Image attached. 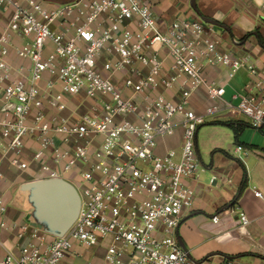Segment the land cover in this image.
<instances>
[{
  "label": "built area",
  "instance_id": "2783aa9c",
  "mask_svg": "<svg viewBox=\"0 0 264 264\" xmlns=\"http://www.w3.org/2000/svg\"><path fill=\"white\" fill-rule=\"evenodd\" d=\"M253 1L264 11V0ZM216 27L185 17L161 31L145 0H0V187L6 161L20 172L37 164L40 179L74 172L81 198L61 236L17 225L19 254L0 264H75L86 255V264H194L177 230L194 205L199 127L224 109L264 125V70L248 53L221 51ZM219 66L228 79L248 72L237 104L225 98L226 82L207 75ZM200 89L209 101L201 112L191 106ZM177 126L180 147L158 154ZM7 210L0 194L3 230L14 228ZM240 221L249 223L244 212Z\"/></svg>",
  "mask_w": 264,
  "mask_h": 264
},
{
  "label": "crops",
  "instance_id": "0c3cea01",
  "mask_svg": "<svg viewBox=\"0 0 264 264\" xmlns=\"http://www.w3.org/2000/svg\"><path fill=\"white\" fill-rule=\"evenodd\" d=\"M43 1L54 5L71 0ZM148 1L161 31H167L176 18H200L191 7L190 0ZM245 1L252 3L253 0H197V6L202 15L227 26L228 29L216 27L221 51L248 53L257 67L264 70V46L257 37L259 32L264 39V11L260 7L253 8ZM248 33L253 34L241 42ZM15 62L30 64L18 59ZM226 73L227 69L221 66L207 70L209 77L226 82L225 98L237 104L240 98L233 96L243 93L249 80L248 72L240 69L230 79ZM208 102L204 89H200L193 95L191 106L201 112ZM68 104L73 105L70 101ZM179 119L176 118L177 121ZM252 128L248 116L233 115L230 110L224 109L209 116L197 131L201 167L198 178L188 180L194 190V205L191 211L184 214L177 230L178 240L194 264H216L225 257L238 258L244 264H264V125L258 131H252ZM182 135L183 128L177 126L173 136L159 139L156 152L164 154L169 149L179 148ZM238 145L249 152L234 156ZM34 147L35 143L28 140L27 158ZM3 169L6 182L0 187V194L8 206L4 218L14 228H0V257L8 251L19 254L17 225L36 221L34 208L22 195L25 192L23 187L41 178L37 164H33L27 172H20L6 161ZM73 177L75 173L71 172L66 179L71 183ZM256 190L262 196H258ZM240 212L248 216L247 225L241 223ZM214 216L219 217L218 222L213 221ZM86 259H89L88 255L76 260L75 264H86Z\"/></svg>",
  "mask_w": 264,
  "mask_h": 264
},
{
  "label": "water",
  "instance_id": "95a60500",
  "mask_svg": "<svg viewBox=\"0 0 264 264\" xmlns=\"http://www.w3.org/2000/svg\"><path fill=\"white\" fill-rule=\"evenodd\" d=\"M191 7L199 13L206 23L224 29L227 26L215 19L202 15L197 6V0H190ZM30 193L29 202L34 208L36 221L30 222L52 235H63L77 219L81 198L76 187L65 179H40L30 181L23 187Z\"/></svg>",
  "mask_w": 264,
  "mask_h": 264
},
{
  "label": "rangeland",
  "instance_id": "374dc122",
  "mask_svg": "<svg viewBox=\"0 0 264 264\" xmlns=\"http://www.w3.org/2000/svg\"><path fill=\"white\" fill-rule=\"evenodd\" d=\"M145 1L149 3L148 0H145ZM251 2H252V3H250V2H246V1H245L244 3H249L253 8H254V7H255V8L259 7V6L256 4L255 1H254V2L251 1ZM238 7L241 8L240 3H238ZM248 7H249V6H248ZM245 8H246V7H245ZM245 11H247V10H245ZM252 131H258V129L252 128ZM262 143L264 144V140H263ZM246 152L248 153L249 150L245 148L243 154H246ZM233 154H234V156H237V157H238V155H237L235 152H233ZM22 195H23L24 198H27L28 203H29L30 193H29L28 191H25L24 193H22ZM83 260L85 261V259H83Z\"/></svg>",
  "mask_w": 264,
  "mask_h": 264
},
{
  "label": "trees",
  "instance_id": "16d2710c",
  "mask_svg": "<svg viewBox=\"0 0 264 264\" xmlns=\"http://www.w3.org/2000/svg\"><path fill=\"white\" fill-rule=\"evenodd\" d=\"M253 33H248L246 36H244L242 39H241V42H245L251 35H252ZM257 37H258V40H259V42H260V44L262 45V46H264V39H263V37L261 36V34L258 32L257 33ZM236 133H238L237 131H236Z\"/></svg>",
  "mask_w": 264,
  "mask_h": 264
}]
</instances>
